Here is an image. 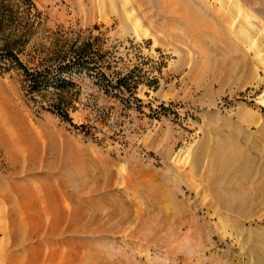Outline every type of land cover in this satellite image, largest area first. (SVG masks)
<instances>
[{
    "label": "rangeland",
    "instance_id": "obj_1",
    "mask_svg": "<svg viewBox=\"0 0 264 264\" xmlns=\"http://www.w3.org/2000/svg\"><path fill=\"white\" fill-rule=\"evenodd\" d=\"M172 1L0 0V52L100 68L64 92L0 74V264H264V12L204 0L218 31L191 32Z\"/></svg>",
    "mask_w": 264,
    "mask_h": 264
},
{
    "label": "bare ground",
    "instance_id": "obj_2",
    "mask_svg": "<svg viewBox=\"0 0 264 264\" xmlns=\"http://www.w3.org/2000/svg\"><path fill=\"white\" fill-rule=\"evenodd\" d=\"M246 1V0H245ZM250 5H253V6H258V12L260 13H263V8L261 7H264V0H248V2ZM222 6V5H221ZM171 8H173L175 11L179 12V18L182 22H185L187 23L186 21H188V23L190 24L188 26L189 30L191 32L195 31L196 29L200 30L201 32L202 31H212V32H217L218 31V28L216 27V23L214 24L211 20H209L208 18H217V17H220L219 13L215 12L211 8V9H208V6L206 4V1L204 0H201V1H197V0H191V2L189 0H175L174 2L172 1V4L170 6ZM221 9H217V11H220ZM216 14H217V17H216ZM207 16V17H206ZM184 18H186L184 20ZM250 25L254 26L255 24L250 22ZM122 26H123V29L122 30H126L128 34H133L134 36H139L140 34L138 33V28L135 27H132L131 25H129V23L123 19V22H122ZM222 27V26H221ZM226 28V27H225ZM256 29V28H255ZM224 43L226 45H228L230 47V43H228L226 40L224 41ZM244 65V64H243ZM247 68V67H246ZM237 146H231L230 150L232 152V154L235 156V155H239L241 154V157L242 158H245L246 157L244 156L243 157V154L239 152V150L236 149ZM222 149V148H221ZM221 153L219 152V148L215 150V154L213 152V158H219L220 159V155ZM66 155V154H65ZM70 156V155H69ZM233 156V157H234ZM38 157V156H37ZM35 157V158H37ZM231 157V156H230ZM64 158V156H63ZM69 158V157H68ZM222 159V157H221ZM225 159V158H224ZM37 160V159H36ZM64 160V159H63ZM68 160V159H67ZM33 161V159H32ZM249 161V160H248ZM247 161V162H248ZM63 162V161H62ZM66 167H64L68 172H76L77 170L75 168L72 167V165H70L69 161H64ZM33 163V162H32ZM92 165V164H91ZM80 168V167H79ZM81 169V168H80ZM85 169V168H84ZM79 171V170H78ZM84 171V170H83ZM244 171V170H243ZM81 172V171H80ZM87 172V171H86ZM246 172V171H245ZM90 173V172H88ZM87 173V174H88ZM80 174V173H79ZM91 174V173H90ZM246 174V173H245ZM244 174V175H245ZM97 175V174H96ZM88 176V175H87ZM91 176V175H90ZM245 177L247 178V174L245 175ZM89 178V177H88ZM82 179V178H81ZM75 181V185L76 186H86V182H82L81 180H74ZM92 181L94 182H97L98 181V178L96 177L95 179H92ZM155 186V185H154ZM70 187V186H69ZM75 188V186H73ZM146 187H149V186H146ZM152 187V186H150ZM149 187V188H150ZM147 188V189H149ZM242 191V190H241ZM245 191V190H244ZM242 191L241 194V198H238L236 199L234 196V198L232 197H229L227 199L224 198L223 200V205H226V207H231L230 209L233 210V212H238V213H246V212H243V209L245 207H247V203H248V198H246V194L245 192ZM155 193V192H153ZM31 194V193H28V195ZM244 194V195H243ZM109 197V195H107ZM106 196V197H107ZM217 196V201L221 202L222 203V197L221 196H218V194H216ZM105 197V198H106ZM107 197V199H108ZM157 198L160 199V201L162 200H165L164 202H169L170 203V206L172 205V207L174 206V204H176V200H174L170 194H168L164 189L161 190V192H159V190H156V196ZM249 197V196H247ZM110 198V197H109ZM110 200H112L111 202L114 203L115 202V199L113 200L112 198H110ZM106 199H104L103 201H101L100 203H97L96 205L98 207H101V205H105V202ZM105 202V203H103ZM119 202V201H118ZM125 203V202H124ZM117 204V203H116ZM120 203H118L119 205ZM122 204V203H121ZM120 204V205H121ZM125 205V204H124ZM123 205V207H124ZM177 206V205H176ZM79 208V207H78ZM175 208V207H173ZM121 211H123V214H124V211L125 209L124 208H120ZM169 211V210H168ZM169 214H171L170 212H167ZM169 214H166L167 217ZM174 214V213H173ZM176 214V213H175ZM125 216L126 215H123V218H122V221L125 219ZM171 217V216H170ZM177 217V215H176ZM169 218V217H168ZM175 218V217H174ZM73 224H76V221L73 222ZM98 254V252L96 253Z\"/></svg>",
    "mask_w": 264,
    "mask_h": 264
},
{
    "label": "trees",
    "instance_id": "obj_3",
    "mask_svg": "<svg viewBox=\"0 0 264 264\" xmlns=\"http://www.w3.org/2000/svg\"><path fill=\"white\" fill-rule=\"evenodd\" d=\"M27 4H31L32 0H22ZM12 68H16L24 73V77L28 83V86L32 92H42L49 90L50 88L64 92L71 87L76 86L75 83L70 80V76L83 72H96L100 70L98 66L90 63L83 56H78L76 61L69 65L60 64L56 67H43L42 69L36 68L34 70L29 69L19 59L18 55L12 50H3L0 52V74L10 71ZM100 83L107 82L108 78L103 72L98 73ZM102 81V82H101ZM107 84V85H106ZM102 84L105 87L106 92L110 91L111 87L118 88L121 93H125L126 88L129 89L127 78L120 80L117 84L113 85L112 82ZM131 93V92H130ZM62 113L60 116L67 122L72 123L71 118L67 112L58 110Z\"/></svg>",
    "mask_w": 264,
    "mask_h": 264
}]
</instances>
